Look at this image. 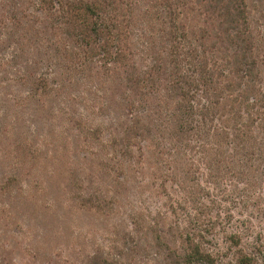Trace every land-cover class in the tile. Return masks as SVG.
I'll return each mask as SVG.
<instances>
[{
    "label": "trees",
    "instance_id": "16d2710c",
    "mask_svg": "<svg viewBox=\"0 0 264 264\" xmlns=\"http://www.w3.org/2000/svg\"><path fill=\"white\" fill-rule=\"evenodd\" d=\"M7 42L0 264H264V0H0ZM92 211L128 223L65 255L6 239Z\"/></svg>",
    "mask_w": 264,
    "mask_h": 264
},
{
    "label": "rangeland",
    "instance_id": "374dc122",
    "mask_svg": "<svg viewBox=\"0 0 264 264\" xmlns=\"http://www.w3.org/2000/svg\"><path fill=\"white\" fill-rule=\"evenodd\" d=\"M9 45L10 43L7 42L4 47L0 46V55L2 57L7 56V54L10 52ZM4 108L5 105L0 103V114H3ZM6 119L7 117L3 118L2 122L0 121V132L2 127L9 129L8 125L10 123ZM10 166V160L8 158H3V155L0 153V172L6 168H10ZM54 180L56 182H59L60 177L57 180ZM55 181H52V187H50L51 189H48L47 191L48 195L43 196L45 197V200L51 198V196L56 194V190L54 187V185L56 184L54 183ZM153 190L154 189L150 184L143 190V198L135 194L130 198V202L135 206H142L145 213L147 211L152 213L155 210H161L162 208L167 207L168 201L164 196H162L163 193H155L153 192ZM3 195L4 194L0 192V202H2V200H5L6 198ZM126 210H128V208ZM19 219L21 220V218ZM19 219H16V224L8 223L7 228L4 229L6 233V239L10 241L11 244H15L16 242H18L19 245L22 246L23 241L27 235L25 223L28 222L30 230L35 231L32 238L33 242H40L43 245L42 237L46 236L44 249L40 250L41 253L44 250H48L49 252H51L61 249V253H63L62 255H65V253L71 250L70 246L73 244V242H75L73 240H78L79 242L77 243V246L86 250H89L96 245L104 246L105 242L109 238L113 237V232H118V235H120L121 227L128 223V218H125V216H123V213L114 214L113 216L105 218L103 217L102 213L96 211L84 212L80 215H77L74 222L71 223V227H69L71 229L70 237H67V239L65 240V236L64 240H62L58 237V234L56 232L57 225L54 224L55 221L51 220L50 218L48 219V223L46 225L42 221H40L38 214H36V216L31 218L30 220L26 217H24L21 221H19ZM228 221L230 222V220ZM235 224H237V222L234 221L231 226ZM18 254L19 253H17V250H15L11 256L12 258H17Z\"/></svg>",
    "mask_w": 264,
    "mask_h": 264
}]
</instances>
